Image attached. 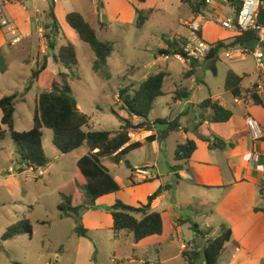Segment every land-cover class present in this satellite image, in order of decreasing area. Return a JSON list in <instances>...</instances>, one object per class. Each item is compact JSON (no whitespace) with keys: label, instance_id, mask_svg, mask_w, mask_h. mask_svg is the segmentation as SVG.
Instances as JSON below:
<instances>
[{"label":"crops","instance_id":"crops-1","mask_svg":"<svg viewBox=\"0 0 264 264\" xmlns=\"http://www.w3.org/2000/svg\"><path fill=\"white\" fill-rule=\"evenodd\" d=\"M23 1L7 5L2 9L5 17L18 27L23 36L22 44L20 42L10 45L8 34L0 28V48L2 50L6 46L12 49L21 44V48L26 50L27 57L30 58L35 46H28L35 43V36L38 33L35 32V28L30 26L29 18L24 21L14 18L15 10L21 13V17L27 16L28 11L23 6ZM89 1V4H83L75 0L72 4L74 12L79 13L89 23L87 16L91 10L97 16H100L103 11L108 23L115 21L121 28L136 27V9L144 12L152 10L148 21L158 10L163 9L164 12L170 11L176 14L179 26L184 27L187 32L182 36L178 32L175 38H171L165 43L163 48L158 47L157 51L160 57L166 52L182 47L189 35V25L192 22L200 25L201 37L213 45L218 41L228 45L238 36L233 31L223 29L219 24V21L234 19L236 16L235 8L229 5L227 0H210V3L205 5L200 14H193L190 7L181 0H177L175 6L169 4L168 0ZM27 2L34 11H40L41 4L45 0H27ZM56 3L54 4V14L61 27L60 35L66 42H70L76 35L73 31L72 33L67 32L65 26H69L65 17L72 10H64L59 1ZM159 4L161 5L159 6ZM56 7H59V11L56 10ZM20 15L19 18H21ZM93 29L96 31L94 27ZM60 35L55 37V40ZM223 49L226 53L235 49V46ZM218 52L215 56H209L200 63H181L182 69H184L183 80L188 84L183 81L178 85L172 84L167 92L164 91L165 82L173 75H178L167 63L164 69L157 68V72L152 74L146 72L138 74L137 81L126 86L129 89H137L148 76L159 72L166 74L162 86L163 96L155 100L148 116L150 130L143 128L130 131L128 134L129 143H143L141 148L130 152L125 157L131 167L128 169L129 173L119 175L120 166L122 164L126 166L124 161L116 164L109 157L101 159V163L108 169L120 190L98 198L94 202L97 210H91L90 213L84 215L82 226L88 232L86 238H89L92 232L96 233L97 238L101 233L112 234L114 238L118 239V241L112 240V244L116 248L121 245L119 238L125 236L133 252L129 263L136 261L139 264V261H144L148 264H189L186 258H183V254L192 252V259H197L192 264H203V252L197 249L194 251L196 245L194 241L198 236L192 230V225H195L200 232L205 233V236H202L205 245L207 239H213L220 234L222 227L231 231L230 240L225 244L217 264H264V198L262 197L264 180L258 171L259 166H264V137L260 140H251L246 125L247 119H253L264 134V68L259 69L256 66L251 53L240 61L229 60L225 58L224 53V58L228 63L221 65L217 58ZM36 56L35 53L32 60L35 65L40 60ZM110 58L111 56L107 61ZM51 60V57L47 58V65L49 69L53 70ZM24 62L31 63L27 60ZM53 71L58 72L59 70ZM229 71L242 78L240 98H235L231 92L225 89V78ZM209 72L211 75L208 74ZM197 74L200 75L201 84H198L195 79ZM33 84L36 86L34 82ZM250 89L256 91L262 99L263 105L254 104L245 98L244 92ZM3 97L5 96L0 94V99ZM206 99H211L229 110L232 113L231 119L226 123H210L208 118L211 116V110L198 107ZM117 102L120 104L118 97ZM77 107L81 113L85 114L78 103ZM120 110L124 112V115L119 117L121 123L114 126L112 130H96L90 126L89 122L90 130L116 132L122 127L123 119H128L133 125L143 121L137 117H129L122 110L121 104ZM1 118L0 111V122ZM156 120H167L169 123L176 121L178 127L164 136L163 133L168 130V125L154 124ZM148 137H152V141L145 142ZM217 139L225 143L223 149L214 146ZM187 141L195 143V151L187 162L175 161L176 147ZM82 148L85 149L81 151ZM87 151L86 145H83L78 150L66 154L73 156V174L65 185L58 188L59 192H67V186L71 184V187L76 190L75 193L73 190V195L80 196L78 191L84 187L74 183L75 166L78 159L86 155ZM50 168L51 165L48 169L45 168L47 173ZM136 169H143L146 174H136ZM114 172L115 175H113ZM160 189L161 192L151 202L150 208L152 212H157L162 217L163 231L161 235L151 236L135 244L132 235L128 232L123 231L116 234L113 232V221L111 216L104 211L105 207L112 206L116 200L128 206L138 207L139 204H146L147 198ZM137 218L140 219L141 216H137ZM149 245L153 246L158 253L157 262L150 261L143 256L139 257L137 254L138 250L144 251L143 248ZM172 246L175 247V253L168 255V247ZM182 246L185 248L183 249ZM198 251H200L199 256L196 254L194 257V252Z\"/></svg>","mask_w":264,"mask_h":264},{"label":"rangeland","instance_id":"rangeland-1","mask_svg":"<svg viewBox=\"0 0 264 264\" xmlns=\"http://www.w3.org/2000/svg\"><path fill=\"white\" fill-rule=\"evenodd\" d=\"M57 1L62 4L64 10L74 12L72 4L75 0ZM76 1L83 4L90 3L89 0ZM168 1L174 6L177 3V0ZM51 4H53L52 0H45L41 4V10L34 11L27 0L23 1V6L28 11L26 17H21V13L15 10L14 18L18 21L29 18L30 26L38 33L35 36V43L28 46H35L30 58L27 57L26 50L21 48L22 42L12 49L6 46L2 48L9 71L7 74L0 73V94L9 96L12 93H23L29 88L25 94V102L16 105L14 129L17 132L28 131L33 125L35 99L40 90L34 86L30 70L36 68L35 62L32 61L35 53L40 59L38 65L42 64L43 57L46 56L42 50L46 48L45 39L50 35L46 25H50ZM56 10L59 11V7H56ZM87 18L96 29L98 39L111 42L114 48L106 67L95 73L92 68L95 56L90 47L77 36L70 41L75 46L78 61L77 66L72 68L74 74L69 79L71 95L90 117V126L96 130H112L121 123L119 117L123 116L124 112L120 110L117 97L121 90L137 81L138 74L142 72L152 74L157 72V68L164 69L167 63L178 75H173L165 82L164 91L167 92L172 84L178 85L182 81L188 84L183 80L182 64L171 54L168 60H163L157 51L158 47L163 48L166 42L175 38L178 32L181 36L186 34V29L179 26L176 14L170 11L164 12L163 9L158 10L142 29L135 26L121 28L115 21L108 23L103 11L97 16L91 10ZM65 27L67 32L72 33L69 27ZM39 29L42 30L43 37L38 36ZM61 32L60 30L55 37ZM9 35L7 38L11 37ZM66 43L60 35L55 41L54 52L57 53L60 48L58 46ZM224 53L225 50L222 49L217 55L221 65L228 63ZM25 60L31 63L28 64L24 62ZM50 63L53 70L68 73L62 64L59 63L55 67L52 60ZM208 74L211 75L210 72ZM195 79L201 84L199 74ZM52 138V131H43L42 144L48 159L45 168L48 169L49 165L51 168L39 180H34L31 172L24 167L22 172H18L16 147L8 133L0 140V238L9 226L23 217L29 220L33 230L31 237L21 235L7 242L0 241V264H137L136 261L129 263L133 252L125 236L119 238L121 245L116 248L112 240L118 241V239L112 234L101 233L99 239L95 232H92L89 238L78 237L74 232L77 219L59 217L58 206L61 200L58 188L72 178L74 159L72 155L61 154L53 146ZM84 149L82 148L81 151ZM9 167L14 168L15 172L7 174ZM119 169L120 176L129 173L124 164ZM78 193L85 205V209L79 213V222L82 224L84 215L91 211L88 208L92 202L85 188L79 189ZM143 249L144 251H137L139 257L143 256L157 262L158 253L153 246L149 245ZM168 253V255L175 253V247H168Z\"/></svg>","mask_w":264,"mask_h":264},{"label":"trees","instance_id":"trees-1","mask_svg":"<svg viewBox=\"0 0 264 264\" xmlns=\"http://www.w3.org/2000/svg\"><path fill=\"white\" fill-rule=\"evenodd\" d=\"M144 2L145 0H138ZM187 4L193 14H200L206 5L207 0H181ZM264 1V0H262ZM227 3L235 8L236 13L242 8V0H227ZM152 10L147 12L136 9V27L142 26L148 21ZM50 25H46L49 30V40L46 38L47 50H51V54L46 53L43 62L36 65V69L32 70L31 78L36 87L40 90L36 101L35 111L33 115V126L30 130L17 132L13 128L14 114L16 105L25 102V94L29 91L26 88L23 93H14L0 99V111L2 118L0 122V140L6 133L16 147V164L19 172L23 171V167L27 170H35L44 168L48 165L43 145V130H50L53 133L52 144L61 154H70L83 145H86L87 154L78 159L75 166L74 183L77 186L84 187L92 202L88 209L97 210L94 202L105 195L114 194L120 190L119 185L115 182L108 169L101 163V159L109 157L114 163L118 164L124 161L127 168L131 169L125 157L132 151L143 146L141 142L129 143L128 134L130 131L141 130L145 128L150 130L148 116L151 112L155 100L163 96L162 86L166 76L164 72H159L148 76L141 82L137 89H123L118 95V100L122 110L129 117H137L143 121L137 125H133L128 119H123V125L119 131H94L90 130V118L81 113L77 107L75 99L71 95V87L69 79L74 74L72 68L78 64L75 46L67 41L55 53V36L61 30L60 24L54 14V3L50 5L49 10ZM66 23L73 33L84 43H86L95 56L93 62V71L99 73L107 65V59L113 54L114 48L111 42L100 41L93 27L77 12H70L65 17ZM257 26L264 29V9L258 10L256 19ZM257 38L256 32L248 31L235 37L232 42L225 45L222 41L216 42L209 56H215L216 53L227 47L244 45L247 41ZM172 48V47H171ZM264 53V45H263ZM182 52V47L178 50L166 52V54L176 55ZM51 57L54 65L62 64L67 72H54L48 68L47 58ZM8 71L6 59L0 48V73L5 74ZM106 78V77H105ZM242 78L229 71L225 78V89L235 97L240 98L242 91L240 89ZM245 98L252 103L263 105L262 99L258 96L254 89L244 92ZM198 107L200 109L211 110V116L208 118L210 123H226L232 113L223 108L217 102L211 99L202 101ZM154 124L168 125V130L163 133L166 136L170 131L178 127L176 121L168 122L167 120H156ZM152 141V137H148L145 142ZM214 146L223 149L225 143L217 139ZM196 146L193 141H187L178 145L174 153V159L177 162H187ZM175 168V167H174ZM131 180V179H130ZM132 181V180H131ZM69 184L67 192H59L61 203L58 206L59 217L69 218L75 217L77 225L74 229L78 237L86 238L87 230L83 228L79 222V213L85 209V205L80 196L73 195V190ZM161 192V189L153 193L147 198L146 204H139L138 207L125 205L116 200L112 206L105 207L104 211L108 213L113 221V232H128L132 235L133 243L137 244L151 236H159L163 231V220L159 213L151 211V202ZM141 216V218H137ZM195 234L205 236L200 232L197 226L192 225ZM32 226L29 220L23 217L17 223L9 226L2 234L0 241L6 242L21 235L32 236ZM231 231L222 227L220 234L206 240V247L202 254L203 261L206 264H217L219 257L224 251L225 244L230 240ZM194 244L196 242L194 241ZM196 245L194 247V251ZM200 251L197 252L199 256ZM191 253H184L183 258L189 264L194 261ZM145 264H148L145 262Z\"/></svg>","mask_w":264,"mask_h":264},{"label":"built area","instance_id":"built-area-1","mask_svg":"<svg viewBox=\"0 0 264 264\" xmlns=\"http://www.w3.org/2000/svg\"><path fill=\"white\" fill-rule=\"evenodd\" d=\"M23 0H0V28L3 29L6 34H10L9 38L10 45H16L20 43L23 39L22 34L19 32L18 27L13 24V22L9 21L3 15V7L17 3ZM55 3L57 0H52ZM210 0L206 1V4H209ZM262 8L264 9V1L262 0H243L242 8L236 13L234 19H226L219 21L220 26L228 31H233L238 35L248 31L256 32L258 44L254 49H248L244 45L236 46L235 49H232L225 53V58L229 60H243L247 54H252L256 66L259 69L264 68V53H263V45H264V29L257 26L256 19L258 15V10ZM190 32L184 44L182 45V52L176 55H173L180 63L182 64H191V63H200L207 59L210 55V52L213 49V44L208 43L201 37V29L200 25L192 22L190 25ZM38 36L43 37L42 30H38ZM46 40V39H45ZM46 42V41H45ZM42 52L47 53V47L42 50ZM164 60L169 59V54L161 55ZM246 125L250 134L251 140H260L264 137L258 123L253 119H247ZM17 170L19 168L17 167ZM31 172V176L34 180H39L44 175H46L47 171L44 168H37L35 170H28ZM258 171L261 173L262 178L264 180V166H259ZM15 172L14 168L9 167L7 170V174ZM136 174L145 175L146 172L143 169H136ZM262 197L264 198V191H262ZM184 249L185 246H182ZM139 264H145L144 261H139Z\"/></svg>","mask_w":264,"mask_h":264},{"label":"water","instance_id":"water-1","mask_svg":"<svg viewBox=\"0 0 264 264\" xmlns=\"http://www.w3.org/2000/svg\"><path fill=\"white\" fill-rule=\"evenodd\" d=\"M258 44V39L257 38H254V39H251L249 41H247L244 46L248 49H254L256 47V45ZM47 53L48 54H51V50L48 49L47 50ZM195 242H196V249L197 250H201L202 252H204L205 250V242H204V238L201 236V235H198L195 239ZM197 252H194V257L196 256ZM203 264H206L205 261H203Z\"/></svg>","mask_w":264,"mask_h":264}]
</instances>
